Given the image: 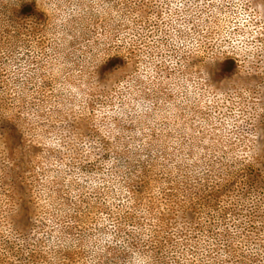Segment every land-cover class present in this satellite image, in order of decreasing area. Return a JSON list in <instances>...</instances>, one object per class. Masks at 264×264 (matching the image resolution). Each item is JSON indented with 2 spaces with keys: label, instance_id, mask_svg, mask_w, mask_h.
<instances>
[{
  "label": "rangeland",
  "instance_id": "374dc122",
  "mask_svg": "<svg viewBox=\"0 0 264 264\" xmlns=\"http://www.w3.org/2000/svg\"><path fill=\"white\" fill-rule=\"evenodd\" d=\"M0 264H264V0H0Z\"/></svg>",
  "mask_w": 264,
  "mask_h": 264
},
{
  "label": "trees",
  "instance_id": "16d2710c",
  "mask_svg": "<svg viewBox=\"0 0 264 264\" xmlns=\"http://www.w3.org/2000/svg\"><path fill=\"white\" fill-rule=\"evenodd\" d=\"M25 9H27L29 12H31V11L35 12L34 7H32V6H26Z\"/></svg>",
  "mask_w": 264,
  "mask_h": 264
}]
</instances>
